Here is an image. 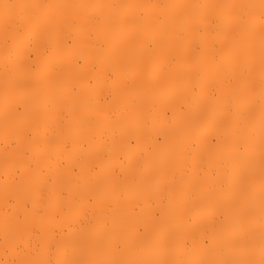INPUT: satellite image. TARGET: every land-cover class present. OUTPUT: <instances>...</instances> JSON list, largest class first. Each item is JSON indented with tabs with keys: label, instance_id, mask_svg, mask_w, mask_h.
Returning a JSON list of instances; mask_svg holds the SVG:
<instances>
[{
	"label": "bare ground",
	"instance_id": "bare-ground-1",
	"mask_svg": "<svg viewBox=\"0 0 264 264\" xmlns=\"http://www.w3.org/2000/svg\"><path fill=\"white\" fill-rule=\"evenodd\" d=\"M0 264H264V0H0Z\"/></svg>",
	"mask_w": 264,
	"mask_h": 264
}]
</instances>
